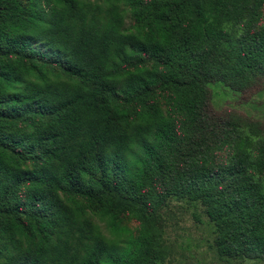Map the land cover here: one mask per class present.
Segmentation results:
<instances>
[{"label": "trees", "instance_id": "trees-1", "mask_svg": "<svg viewBox=\"0 0 264 264\" xmlns=\"http://www.w3.org/2000/svg\"><path fill=\"white\" fill-rule=\"evenodd\" d=\"M263 6L0 0V264H161L171 201L264 259V123L208 86L264 91Z\"/></svg>", "mask_w": 264, "mask_h": 264}, {"label": "rangeland", "instance_id": "rangeland-1", "mask_svg": "<svg viewBox=\"0 0 264 264\" xmlns=\"http://www.w3.org/2000/svg\"><path fill=\"white\" fill-rule=\"evenodd\" d=\"M264 24V6L261 8V20ZM133 19L126 14L124 25L130 27ZM211 107L214 110L234 109L241 114L264 123V91H259L250 96L234 91L220 82H210ZM225 158V154L221 155ZM165 225V239L169 246V255L161 264H225L221 262L212 247L213 236L202 213V207H194L181 202L171 201L163 207ZM194 213H200L202 222L196 220ZM92 221L104 233V223L97 217L91 216ZM121 224L136 234L137 222L127 216H121ZM240 264H264V259H243Z\"/></svg>", "mask_w": 264, "mask_h": 264}]
</instances>
